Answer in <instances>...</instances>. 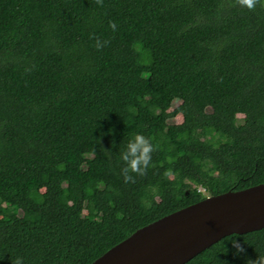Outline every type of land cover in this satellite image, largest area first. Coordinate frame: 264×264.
<instances>
[{
	"label": "trees",
	"instance_id": "obj_1",
	"mask_svg": "<svg viewBox=\"0 0 264 264\" xmlns=\"http://www.w3.org/2000/svg\"><path fill=\"white\" fill-rule=\"evenodd\" d=\"M136 132L153 151L125 182ZM262 182L264 0H0V264H90L152 221ZM260 256L264 228L184 264Z\"/></svg>",
	"mask_w": 264,
	"mask_h": 264
},
{
	"label": "water",
	"instance_id": "obj_2",
	"mask_svg": "<svg viewBox=\"0 0 264 264\" xmlns=\"http://www.w3.org/2000/svg\"><path fill=\"white\" fill-rule=\"evenodd\" d=\"M264 228V182L202 200L142 226L90 264H184L230 234Z\"/></svg>",
	"mask_w": 264,
	"mask_h": 264
},
{
	"label": "clouds",
	"instance_id": "obj_3",
	"mask_svg": "<svg viewBox=\"0 0 264 264\" xmlns=\"http://www.w3.org/2000/svg\"><path fill=\"white\" fill-rule=\"evenodd\" d=\"M243 2L249 8L253 6V0H243ZM109 27L115 29L116 24L110 21ZM152 151L153 144L150 138L146 137L142 132L134 133L131 138L126 141L120 152V159L124 162L121 172L125 182L133 179L131 173L139 174L144 172L149 166ZM229 242L235 249L234 255L243 251L240 241L236 238ZM11 264H23V260L21 257H16ZM248 264H264V256L256 257V259L248 261Z\"/></svg>",
	"mask_w": 264,
	"mask_h": 264
},
{
	"label": "rangeland",
	"instance_id": "obj_4",
	"mask_svg": "<svg viewBox=\"0 0 264 264\" xmlns=\"http://www.w3.org/2000/svg\"><path fill=\"white\" fill-rule=\"evenodd\" d=\"M174 105H175V103H174ZM181 121V116L180 115H177V116H175L174 118H173V122H175V123H178V122H180ZM201 191H202V189L201 188H199Z\"/></svg>",
	"mask_w": 264,
	"mask_h": 264
}]
</instances>
